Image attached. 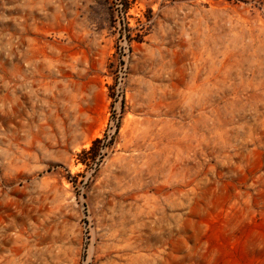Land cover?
Segmentation results:
<instances>
[{
    "label": "rangeland",
    "instance_id": "1",
    "mask_svg": "<svg viewBox=\"0 0 264 264\" xmlns=\"http://www.w3.org/2000/svg\"><path fill=\"white\" fill-rule=\"evenodd\" d=\"M0 264H264V0H0Z\"/></svg>",
    "mask_w": 264,
    "mask_h": 264
}]
</instances>
